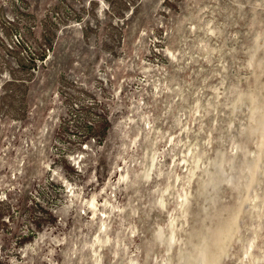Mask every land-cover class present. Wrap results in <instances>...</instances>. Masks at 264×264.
<instances>
[{
  "label": "rangeland",
  "instance_id": "374dc122",
  "mask_svg": "<svg viewBox=\"0 0 264 264\" xmlns=\"http://www.w3.org/2000/svg\"><path fill=\"white\" fill-rule=\"evenodd\" d=\"M0 264H264V0H0Z\"/></svg>",
  "mask_w": 264,
  "mask_h": 264
}]
</instances>
